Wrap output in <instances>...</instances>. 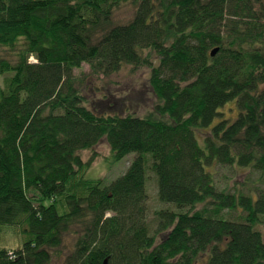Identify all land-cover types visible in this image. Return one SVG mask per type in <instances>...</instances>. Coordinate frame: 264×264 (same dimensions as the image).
<instances>
[{"label": "trees", "instance_id": "trees-1", "mask_svg": "<svg viewBox=\"0 0 264 264\" xmlns=\"http://www.w3.org/2000/svg\"><path fill=\"white\" fill-rule=\"evenodd\" d=\"M0 47L16 54L0 58V233L27 237L0 264H264V0H0ZM85 65L151 68L154 110L97 113ZM104 139L114 161L136 154L110 183L81 156ZM148 172L176 208L153 222Z\"/></svg>", "mask_w": 264, "mask_h": 264}, {"label": "rangeland", "instance_id": "rangeland-1", "mask_svg": "<svg viewBox=\"0 0 264 264\" xmlns=\"http://www.w3.org/2000/svg\"><path fill=\"white\" fill-rule=\"evenodd\" d=\"M135 9L136 6L133 3L121 4L115 9L113 16L114 23L120 25L127 24L133 18ZM15 55V52H12L8 48L0 47V58L12 60V56ZM83 72L86 75H81ZM88 72L89 68L86 65L83 70L76 72L79 78L78 84L83 92L86 105L96 110L97 113L146 116L154 110L157 99L150 86L151 68L146 66L134 69L132 66L124 65L119 72L109 77L101 78H94ZM0 81L2 83V80ZM221 112L222 118L235 121L239 111L236 103L231 102L225 105L221 109ZM200 138V143L204 146L202 137ZM81 156L85 162L94 158L91 160L92 163L85 174L88 179H103L106 183H110L127 171L136 154L131 153L120 161H114L113 152L107 140L104 139L94 149L83 151ZM224 173L220 172V178H218L222 183H226ZM152 175L149 172L147 173V186L150 196L149 219H151V222L155 218V212L160 209L176 210L174 206L160 202L157 194L156 175L153 173ZM245 178V175L242 173L236 175L235 179L231 181V187L233 188L244 182ZM257 186L261 187L262 185L257 184ZM26 239L25 226L6 227L0 233V247L15 249L21 247ZM74 243L75 239L73 236H69L66 239L63 250L65 254L73 249Z\"/></svg>", "mask_w": 264, "mask_h": 264}, {"label": "water", "instance_id": "water-1", "mask_svg": "<svg viewBox=\"0 0 264 264\" xmlns=\"http://www.w3.org/2000/svg\"><path fill=\"white\" fill-rule=\"evenodd\" d=\"M216 51H217V50H214V51L212 52V55H215Z\"/></svg>", "mask_w": 264, "mask_h": 264}]
</instances>
